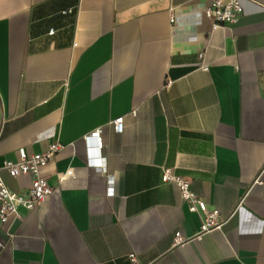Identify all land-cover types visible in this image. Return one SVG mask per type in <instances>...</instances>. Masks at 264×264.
Instances as JSON below:
<instances>
[{
    "label": "crops",
    "instance_id": "1",
    "mask_svg": "<svg viewBox=\"0 0 264 264\" xmlns=\"http://www.w3.org/2000/svg\"><path fill=\"white\" fill-rule=\"evenodd\" d=\"M210 1L0 0V165L64 145L40 168L53 191L0 226V264H264V0L215 29ZM100 126L103 173L82 140ZM164 167L219 229L198 233Z\"/></svg>",
    "mask_w": 264,
    "mask_h": 264
},
{
    "label": "built area",
    "instance_id": "2",
    "mask_svg": "<svg viewBox=\"0 0 264 264\" xmlns=\"http://www.w3.org/2000/svg\"><path fill=\"white\" fill-rule=\"evenodd\" d=\"M242 13L241 0H211L203 9V14L210 19L212 28L230 25L237 21ZM173 20L170 16V22ZM49 30L48 33H52ZM203 53L198 54L200 63L198 68L207 70L208 65L203 62ZM134 114V111H132ZM115 133H121L123 129L122 117H116L108 122ZM86 145V154L89 164L94 170L103 173L104 167L100 157H92L99 154L102 146V127H96L82 137ZM94 143V146L90 144ZM64 148L59 141L50 143L47 148L41 152L26 154L23 150L18 151V159L3 160L0 165V226L14 221L21 217V211H29L37 208L42 201L52 191L46 179L40 174V168L47 164L53 156ZM5 172L9 177L28 176L30 178L29 186L24 192H15L7 187L2 179V173ZM107 192L112 193L113 180L110 176H105ZM161 180L172 183L177 189L182 202L186 204L188 211L196 212L200 216V225L198 233L207 232L212 229H219L224 219L215 208H210L207 203L193 194L189 189V181L183 177L174 175L169 168H162ZM62 181V178L59 180ZM182 236L179 231L173 234V244L182 242ZM1 246V245H0ZM132 261H135L133 254L128 255Z\"/></svg>",
    "mask_w": 264,
    "mask_h": 264
}]
</instances>
